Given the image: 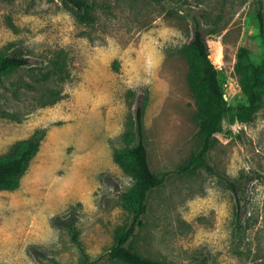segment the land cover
I'll list each match as a JSON object with an SVG mask.
<instances>
[{
  "label": "rangeland",
  "instance_id": "rangeland-1",
  "mask_svg": "<svg viewBox=\"0 0 264 264\" xmlns=\"http://www.w3.org/2000/svg\"><path fill=\"white\" fill-rule=\"evenodd\" d=\"M86 1L91 21L59 0H0V54L28 60L0 82V158L46 130L19 187L0 191V264H80L72 232L89 264H123L106 253L130 222L121 195L133 180L114 153L136 144L140 103L150 168L166 179L148 195L133 249L166 264H264V108L248 123L224 118L212 172L175 173L202 143L181 52L194 21L237 107L248 72L239 50L264 60V0Z\"/></svg>",
  "mask_w": 264,
  "mask_h": 264
},
{
  "label": "trees",
  "instance_id": "trees-1",
  "mask_svg": "<svg viewBox=\"0 0 264 264\" xmlns=\"http://www.w3.org/2000/svg\"><path fill=\"white\" fill-rule=\"evenodd\" d=\"M69 4L80 13L81 20L91 21L90 11L93 6L86 0H59ZM257 19L260 36L264 41V15L262 8L257 10ZM194 31L191 41L185 45L181 52L188 63V84L197 103L196 118L202 143L197 152L175 171L184 174L200 168L212 172L207 163V153L212 147L214 136L221 131L225 117L232 116L237 122H251L255 115L264 108V60L253 64L249 53L240 49L237 55L239 62L237 68L243 66L240 59L244 58L247 73L241 77V88L246 96V102L237 107H231L226 99L218 77V70L209 57L208 44L197 20L194 21ZM28 64V60L14 54H0V82L11 71ZM4 114L0 109V115ZM143 106L140 103L136 108V144L117 149L114 161L122 170L132 177L133 185L128 192L121 195L122 206L130 214V222L114 230L112 246L106 253L110 261L123 264H166L144 257L137 253L131 246V239L136 231L143 225V217L147 213V198L155 188L163 185L166 174L154 173L149 164L148 151L143 137ZM46 130L38 129L31 136L13 145L9 154L0 158V191L16 190L30 161L39 150ZM233 193L237 189L228 183ZM72 242L80 255V264H89L90 255L85 250L76 232H72Z\"/></svg>",
  "mask_w": 264,
  "mask_h": 264
}]
</instances>
